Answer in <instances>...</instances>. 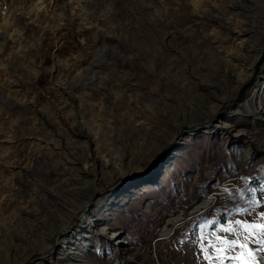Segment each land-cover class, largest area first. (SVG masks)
Here are the masks:
<instances>
[{
	"label": "rangeland",
	"instance_id": "obj_1",
	"mask_svg": "<svg viewBox=\"0 0 264 264\" xmlns=\"http://www.w3.org/2000/svg\"><path fill=\"white\" fill-rule=\"evenodd\" d=\"M255 77L264 0H0V264H208L264 225Z\"/></svg>",
	"mask_w": 264,
	"mask_h": 264
},
{
	"label": "snow or ice",
	"instance_id": "obj_2",
	"mask_svg": "<svg viewBox=\"0 0 264 264\" xmlns=\"http://www.w3.org/2000/svg\"><path fill=\"white\" fill-rule=\"evenodd\" d=\"M243 233H247V236H244L243 239H237L233 241H225L217 237L211 246L205 245L201 248L202 254H205V259L208 261V264H223L225 259L224 253L228 250L239 249L240 254L235 256L233 260L230 261V264H256V257L252 251L248 249V239L253 235V229L257 233H264V225L254 224L251 226L248 225H238ZM223 232H232L234 231L231 228L221 229ZM264 244V240L261 241ZM209 250H215L217 255L214 259H210L206 254Z\"/></svg>",
	"mask_w": 264,
	"mask_h": 264
},
{
	"label": "water",
	"instance_id": "obj_3",
	"mask_svg": "<svg viewBox=\"0 0 264 264\" xmlns=\"http://www.w3.org/2000/svg\"><path fill=\"white\" fill-rule=\"evenodd\" d=\"M239 101H240V99H239ZM228 107H231V108H233V104H230V105H228ZM213 124H210V126H212ZM204 128L206 127V125H204L203 126ZM202 126L201 127H198V128H203ZM206 128H209V125H208V127H206ZM202 131H198V133H201ZM186 133L185 132H182L180 135H178L176 138H174L175 140H174V143H173V145H172V147H170L165 153H164V155H163V157L162 158H160L159 160H155L152 164H151V168H152V170L154 171H156L157 169H158V167H159V165L161 164V162L163 161V159H165L169 154H170V151L172 152V150L174 149V147L179 143V141H180V139L185 135ZM158 174V172L153 176V178H155V176ZM139 178V177H138ZM153 178H151V179H153ZM150 179V180H151ZM139 181L141 182V183H143V182H146V181H149V178L147 179V177H145L144 175H143V177H140V179H139Z\"/></svg>",
	"mask_w": 264,
	"mask_h": 264
},
{
	"label": "bare ground",
	"instance_id": "obj_4",
	"mask_svg": "<svg viewBox=\"0 0 264 264\" xmlns=\"http://www.w3.org/2000/svg\"><path fill=\"white\" fill-rule=\"evenodd\" d=\"M257 78L258 77H255V79H254V84H255V86H256V84H258L256 87H253L252 89H251V91H255V90H260V89H262L261 87L264 85V83H263V79L261 80V81H259L258 83H257ZM256 88V89H255ZM63 92H65L64 90H63ZM66 93V92H65ZM68 97H70V99H72V101H74V97H72V96H68ZM74 103V102H73ZM262 104H263V106H264V102L262 101ZM264 108V107H263ZM219 124H221L223 127H227L229 124H223V122H221V121H219ZM229 129V128H228ZM111 163V162H110ZM110 163H108L107 161H105V163L104 164H102L101 163V166L102 167H105L106 169H108V168H110L111 167V164ZM129 169L130 168H128V167H125V166H123V167H121V169H119V170H117V176H115V178L116 177H118L119 175H121L123 172L124 173H126L127 171H129ZM111 170H113V168L111 169ZM131 170V169H130ZM133 170V169H132ZM82 171V170H81ZM132 172H134V171H131V172H128V173H132ZM90 173V172H89ZM83 174H86V168H84V172H83ZM116 175V174H115ZM113 177V176H112ZM86 178H87V176H86ZM226 190V189H225ZM73 254H75V253H73ZM75 259H76V257H75ZM74 262V260L72 261V263Z\"/></svg>",
	"mask_w": 264,
	"mask_h": 264
}]
</instances>
